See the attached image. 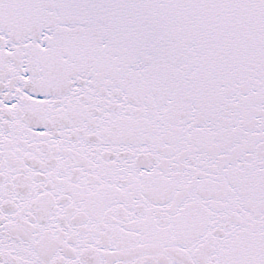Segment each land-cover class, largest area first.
Returning a JSON list of instances; mask_svg holds the SVG:
<instances>
[{"label":"snow or ice","instance_id":"6c2138e0","mask_svg":"<svg viewBox=\"0 0 264 264\" xmlns=\"http://www.w3.org/2000/svg\"><path fill=\"white\" fill-rule=\"evenodd\" d=\"M0 264H264V0H0Z\"/></svg>","mask_w":264,"mask_h":264}]
</instances>
